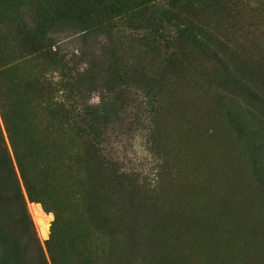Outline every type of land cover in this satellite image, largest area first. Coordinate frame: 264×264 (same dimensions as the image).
I'll list each match as a JSON object with an SVG mask.
<instances>
[{
	"label": "rangeland",
	"instance_id": "rangeland-1",
	"mask_svg": "<svg viewBox=\"0 0 264 264\" xmlns=\"http://www.w3.org/2000/svg\"><path fill=\"white\" fill-rule=\"evenodd\" d=\"M84 12L0 0V264H264V0L163 28Z\"/></svg>",
	"mask_w": 264,
	"mask_h": 264
},
{
	"label": "trees",
	"instance_id": "trees-1",
	"mask_svg": "<svg viewBox=\"0 0 264 264\" xmlns=\"http://www.w3.org/2000/svg\"><path fill=\"white\" fill-rule=\"evenodd\" d=\"M168 7H159L154 9L149 7L150 0H68L71 6H74L82 10V17L91 18L96 17L98 23L105 25L106 23L113 21L117 15H132L141 16L146 11L151 10L152 14L150 18L145 17L147 21L153 19L154 25H160L163 28V24H172L173 18L184 16L186 24L193 25V21H197L201 25H205L213 16H217L221 10L227 8L231 0H167ZM186 26V25H185ZM181 29L180 31H182ZM181 35V33L179 34ZM184 36V35H182ZM190 38H195V35H189ZM166 54H170L169 61L178 56V53L182 50V46L173 42L167 46H162ZM2 161L5 164L7 170L6 173L9 178L15 180V173L11 166V161L7 155L2 156ZM3 196L0 194V202ZM0 205V237L5 235V214L1 210ZM3 209V208H2ZM40 264H47V261L40 254Z\"/></svg>",
	"mask_w": 264,
	"mask_h": 264
},
{
	"label": "bare ground",
	"instance_id": "bare-ground-1",
	"mask_svg": "<svg viewBox=\"0 0 264 264\" xmlns=\"http://www.w3.org/2000/svg\"><path fill=\"white\" fill-rule=\"evenodd\" d=\"M194 188H195V187H194ZM172 189H173V188H172ZM161 196H162V195H161ZM177 198H178V197H177ZM171 199H172V198H171ZM161 201H162V200H161ZM171 201H172V200H171ZM177 201H178V200H177ZM164 202H165V200H164ZM228 202H229V201H228ZM184 203H185V202H184ZM164 204H165V203H164ZM164 204H162V206H163ZM166 204H167V202H166ZM172 204L175 205V203H172ZM177 204H178V203H177ZM158 205H159V204H158ZM187 206H188V205H187ZM159 207H160V206H159ZM169 207H170V206H169ZM180 207H181V206H180ZM180 207H179V208H180ZM182 207H183V206H182ZM185 207H186V206H185ZM205 207H206V206H205ZM171 208H172V207H171ZM173 208H174V207H173ZM174 209H175V208H174ZM181 209H182V208H181ZM234 209H235V208H234ZM158 210H159V209H158ZM162 210H163V209H162ZM164 210H165V209H164ZM166 210H167V209H166ZM172 210H173V209H172ZM186 210H187V208H186ZM192 211H193V210H192ZM159 212H160V211H159ZM166 212H167V211H166ZM184 212H185V211H184ZM184 212L182 211V213H184ZM187 212H188V211H187ZM156 213H158V211H157ZM160 213H161V212H160ZM171 213H172V212H171ZM180 213H181V211H180ZM167 214H170V212H168ZM177 214H178V212H177ZM196 214H197V212H196ZM206 214H207V212H206ZM161 215H162V214H161ZM161 215H160V216H161ZM164 215H166V214H164ZM173 215H174V214H173ZM182 215H183V214H182ZM193 215H194V214H193ZM193 215H192V216H193ZM200 215H201V214H200ZM152 216H153V215H152ZM158 216H159V215H158ZM153 217H154V216H153ZM161 217H162V220H163V217H165V219H167L166 217H168V216H161ZM169 217L171 218V215H170ZM174 217H175V215H174ZM174 217H173V218H174ZM236 217H237V216H236ZM170 218H169V219H170ZM186 218H187V217H186ZM191 218H192V217H191ZM200 218H201V217H200ZM200 218H199V220H200ZM157 219H159V217H157ZM152 220H155V219H152ZM189 220H190V219H189ZM155 221L157 222V220H155ZM155 221H154V222H155ZM164 221H165V220H164ZM164 221H162V222H164ZM167 221H168V219H167ZM167 221H165V222H167ZM186 221H188V220H186ZM219 221H220V220H219ZM154 222H153V223H154ZM158 222H160L159 224L161 225V221L158 220ZM169 222H170V220H169ZM177 222H178V220H177ZM181 222H182V221H181ZM188 222H189V221H188ZM199 222H201V221H199ZM199 222H198V223H199ZM153 223H152L151 225L153 226V229H154V225H153ZM167 223H168V222H167ZM167 223H166V224H167ZM179 223H180V222H179ZM183 223H184V222H183ZM154 224H155V223H154ZM159 224H157V226H158ZM168 224H170V223H168ZM171 224H172V227L174 228V226H175V225H174L175 222H174V223L171 222ZM186 224H187V223H186ZM203 224H204V223H203ZM203 224H202V226H203ZM180 225H181V223H180ZM230 225H231V224H230ZM155 226H156V224H155ZM161 226H162V225H161ZM163 226H164V223H163ZM166 226H167V225H165V227H166ZM186 226H188V225H186ZM169 227H170V226H169ZM192 227H193V226H192ZM205 227H206V226H205ZM155 228H156V227H155ZM175 228H176V229H180V228H177L176 226H175ZM175 228H174V231H176ZM206 228H207V227H206ZM239 228H240V227H239ZM161 229H162V228H161ZM163 229H164V227H163ZM167 229H168V230H171L172 233H174L172 229H169V228H167ZM196 229H197V228H196ZM201 229H202V228H201ZM221 229H222V228H221ZM157 230L160 231V229H157ZM180 230H181V229H180ZM217 230H219V229H217ZM162 231H163V230H162ZM165 231H166V229H165ZM165 231L162 232L164 235H165ZM212 231H213V230H212ZM167 232H169V231H166V234H167L166 236H169V235H170L171 237L174 236L173 234L171 235V233L168 235ZM176 232H177V231H176ZM198 232H199V231H198ZM200 232H201V231H200ZM206 232H208V231H206ZM206 232H205V233H206ZM154 233H156V232L153 230V234H154ZM182 233H184L183 230H182L181 233H179V235H180V234L182 235ZM153 234H152V236H153ZM158 234H159V233H157V235H158ZM203 234H204V233H203ZM208 234H209V232H208ZM221 234H222V233H221ZM227 234H228V233H227ZM244 234H245V233H244ZM192 235H193V237H195L194 234H192ZM196 235H197V234H196ZM201 235H202V234H201ZM214 235H215V234H213V236H214ZM154 236H155V234H154ZM154 236H153V240H154ZM166 236H165V237H166ZM170 236H169V237H170ZM189 236H190V235H189ZM197 236H199V235H197ZM206 236H207V235H206ZM219 236H220V235H219ZM233 236H234V235H233ZM171 237H170V239H171V243H172V241H173L175 238H171ZM191 237H192V236H191ZM191 237H190V239H191ZM193 237H192V238H193ZM209 237H210V236H209ZM224 237H225V236H224ZM226 237H227V236H226ZM183 238H184V237H183ZM183 238H181V239L183 240ZM218 238H220V237H218ZM158 239H159V238H157V239L155 238V240H157V242H158ZM165 239H166V238H165ZM168 239H169V238H167V240H168ZM181 239H180V240H181ZM197 239H198V237H197ZM207 239H208V238H207ZM188 240H189V239H188ZM193 240H194V239H193ZM234 240H235V239H234ZM162 241L165 242L166 240L164 241L163 239H161V242H162ZM168 241H169V240H168ZM190 241H191V240H190ZM199 241H200V239H199ZM199 241H198V243H199ZM157 242L155 243V245H156V244L158 245ZM161 242H160V243H161ZM178 242H179V241H177L176 243H177V244H180V242H179V243H178ZM188 242H189V241H188ZM193 242H194V241H193ZM193 242H192V244H193ZM201 242H203V241H201ZM210 242H211V241H210ZM217 242H218V241H217ZM228 242H229V241H228ZM167 243L169 244L170 242H165V244H167ZM194 243H196V242H194ZM204 243H205V242H204ZM220 243H221V242H220ZM230 243H231V242H230ZM230 243H229V244H230ZM165 244H164V245H165ZM226 244H227V243H226ZM173 245H174V244H173ZM173 245H172V247H174ZM180 245H182V244H180ZM184 245H185V244H184ZM197 245H199V244H197ZM201 245H202V244H201ZM201 245H200V247H201ZM204 245H205V244H204ZM218 245H219V244H218ZM158 246H160V245H158ZM166 246H168V245H166ZM178 246H179V245H178ZM206 246H208V245L206 244ZM227 246H228V245H227ZM153 247H154V246H153ZM153 247H152V248H153ZM161 247H162V246H161ZM169 247H170V246L165 247V249H163L162 252H164V251L166 250V248H169ZM180 247H181V246H180ZM188 247H189V246H188ZM188 247H187V248H188ZM200 247H199V249L201 250ZM212 247H213V246H212ZM212 247H211V248H212ZM236 247H237V246H236ZM163 248H164V247H163ZM174 248H175V247H174ZM245 248H246V247H245ZM160 249H161V248H160ZM190 249H191V248H190ZM214 249H215V248H214ZM214 249H213V250H214ZM168 250H170V248H169ZM196 250H198V247H197ZM209 250H211V249H209ZM160 251H161V250H160ZM166 251H167V250H166ZM178 251H179V250H178ZM178 251H177V252H178ZM186 251H187V249H186ZM205 251H206V250H205ZM229 251H230V250H229ZM157 252H158V251H157ZM157 252H156V253H157ZM162 252H161V254H164V253H165V252H164V253H162ZM167 252H168V251H167ZM170 252H171V251H170ZM187 252H188V251H187ZM187 252H185V253H187ZM197 252H198V251H197ZM206 252H207V251H206ZM230 252H231V251H230ZM178 253H179V252H178ZM181 253H182V252H181ZM191 253H192V252H191ZM194 253H195V252H194ZM199 253H200V252H199ZM159 254H160V253H159ZM182 254H183V253H182ZM187 254H188V253H187ZM208 254H209V253H208ZM242 254H243V253H242ZM166 255H169V254H166ZM176 255H177V253H176ZM201 255H202V254H201ZM222 255H224V254H222ZM153 256H154V255H153ZM156 256H158V254H157ZM177 256H178V255H177ZM183 256H184V255H183ZM185 256H187V255H185ZM190 256H191V255H190ZM162 257H163V256H161V258H162ZM171 257H173V256H171ZM181 257H182V256H181ZM187 257H189V256H187ZM213 257H214V255H213ZM217 257H218V256H217ZM156 258H157V257H156ZM159 258H160V255H159ZM174 258H175V257H174ZM191 258H192V257H191ZM196 258H197V257H196ZM196 258H195V260H196ZM206 258H207V256H206ZM221 258H222V257H221ZM236 258H237V256H236ZM162 259H163V258H162ZM167 259H168V258H167ZM167 259H166V260H167ZM169 259H170V258H169ZM185 259H186V258H185ZM193 259H194V258H193ZM193 259H192V260H193ZM240 259H241V258H240ZM164 260H165V259H163V261H164ZM189 260H190V258H189ZM195 260H193V262H194ZM211 260H213V258H212V259L210 258V261H211ZM215 260H217V259L215 258ZM163 261H162V263L165 262V261H164V262H163ZM169 261H170V260H168L167 263H168ZM173 261H174V260H173ZM201 261L203 262V260H201ZM208 261H209V260H208ZM208 261H207V262H208ZM210 261H209V262H210ZM218 261H219V260H218ZM218 261H217V263H218ZM228 261H229V260H228ZM236 261H237V260H236ZM159 262H160V260H159ZM174 262H175V261H174ZM178 262H179V261H178ZM183 262H185V261L183 260ZM197 262H198V261H196V263H197ZM207 262H206V264H207ZM209 262H208V264H209ZM214 262H215V261H213V264H215ZM234 262H235V261H234ZM239 262H240V261H239ZM162 263H161V264H162ZM169 263L171 264V263H173V262H169ZM169 263H168V264H169ZM191 264H192V263H191ZM201 264H202V263H201ZM204 264H205V262H204ZM211 264H212V261H211ZM219 264H221V263H219ZM233 264H235V263H233Z\"/></svg>",
	"mask_w": 264,
	"mask_h": 264
}]
</instances>
